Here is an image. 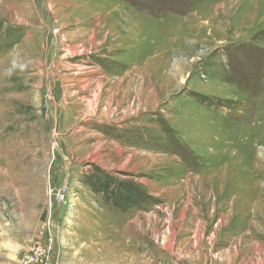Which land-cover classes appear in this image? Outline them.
<instances>
[{"label":"rangeland","instance_id":"374dc122","mask_svg":"<svg viewBox=\"0 0 264 264\" xmlns=\"http://www.w3.org/2000/svg\"><path fill=\"white\" fill-rule=\"evenodd\" d=\"M42 246L264 264V0H0V264Z\"/></svg>","mask_w":264,"mask_h":264},{"label":"trees","instance_id":"16d2710c","mask_svg":"<svg viewBox=\"0 0 264 264\" xmlns=\"http://www.w3.org/2000/svg\"><path fill=\"white\" fill-rule=\"evenodd\" d=\"M97 173H101L100 170H96ZM107 178L108 176L105 175ZM109 180V178H108ZM90 187H97V190L99 193H102V195L108 199V200H114V199H123L124 202H128L129 200L134 199H141V193L135 186V184L130 182H113L112 180H109V182H104L101 184V182H88L87 183ZM114 187L112 190H109V187Z\"/></svg>","mask_w":264,"mask_h":264},{"label":"built area","instance_id":"2783aa9c","mask_svg":"<svg viewBox=\"0 0 264 264\" xmlns=\"http://www.w3.org/2000/svg\"><path fill=\"white\" fill-rule=\"evenodd\" d=\"M49 246L31 249L23 261L24 264H50Z\"/></svg>","mask_w":264,"mask_h":264}]
</instances>
